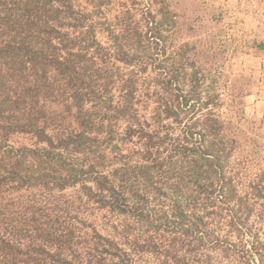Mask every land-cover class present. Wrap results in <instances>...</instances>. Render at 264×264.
<instances>
[{"label": "rangeland", "instance_id": "1", "mask_svg": "<svg viewBox=\"0 0 264 264\" xmlns=\"http://www.w3.org/2000/svg\"><path fill=\"white\" fill-rule=\"evenodd\" d=\"M69 1L78 19L66 24L63 33L91 46L87 55L102 74L97 87L107 79L106 93L115 109L126 96L131 106L126 115L114 111L104 117L107 111L101 112L100 104L86 101L83 110L94 113L98 128L103 123L100 132L90 133L97 139L88 159L97 163L96 172L111 177L116 169H125L139 181L140 167L147 165L154 175L153 190L138 182L130 190L127 178L116 175L120 199L114 204L93 181L82 178L67 185L68 163L89 165L86 154L71 147L64 152L66 164L51 172L47 182L0 191L3 225L26 228L24 237L31 235L34 222L52 226L56 237L72 231L82 256L93 249L101 257L106 239L125 250L136 238L165 242L173 232L142 227L140 212L163 215L175 196L196 191L193 183L191 188L182 185L180 177L189 181L191 167L205 157L214 159L216 171L212 186L203 180L210 188L202 189L200 197V205L209 197L210 210L216 212L205 218L215 233L210 242L236 239L238 232L229 226L235 210L264 240V0ZM47 107L55 118L53 135L79 132L72 100L54 96ZM130 126L133 133L127 131ZM34 143L29 134L8 140L16 149ZM203 169L208 176V165ZM83 182L92 190L83 189ZM103 195L115 208L100 202Z\"/></svg>", "mask_w": 264, "mask_h": 264}, {"label": "trees", "instance_id": "2", "mask_svg": "<svg viewBox=\"0 0 264 264\" xmlns=\"http://www.w3.org/2000/svg\"><path fill=\"white\" fill-rule=\"evenodd\" d=\"M71 11L72 2L69 0H0V191L6 186L20 188L47 182L48 175L60 170L65 163L64 152L73 147L74 152L86 154L84 161L89 165L85 169L83 162L68 163L67 185L73 186L82 178L93 181L95 188L109 195L115 204L120 199L115 188L116 175L127 178L130 190L138 182L146 185V191L153 190L154 175L149 166L144 165L139 170L143 177L140 181L139 178L134 180V175L129 177L125 169H116L110 177L96 172L97 163H90L87 153L97 139L90 137V133L92 130L100 132L103 123L98 128L94 113L83 110L86 101L96 106L100 104V111H107L104 117L114 111L126 115L131 106L130 98L126 96L122 107L115 109L106 93L107 79L100 89L97 87L102 74L100 68H95L96 62L87 55L91 46L88 43L81 45L76 37L63 33L66 24L78 19ZM54 96L70 99L72 106L76 107L80 125L76 135L60 137L52 134L51 124L55 118L47 104ZM127 131L133 133V127H128ZM16 134L31 135L34 147H11L8 140ZM112 135V131H108L106 139L110 140ZM55 140H58L57 144ZM210 160L204 157L202 163L195 161L189 181L180 177L182 185L191 188L193 183L196 191L175 196L168 212L147 214L142 210L144 206L139 208L142 210L139 216L142 227L154 232L161 229L173 232L172 238L165 242L136 238L128 241L127 251L113 240L106 239L101 257L93 254V249L82 256L72 231L56 237L59 234L55 236L52 226L44 228L33 221L29 225L31 235L27 238L22 235L26 228L4 226L0 213V264H264V240L249 228L239 211L235 210L229 221L232 231L238 232L236 239L228 244L218 240L210 242L215 233L205 218L216 212L210 210L213 205L209 197L200 205L202 189L212 186L209 181L216 172L214 159ZM54 163L57 168L53 167ZM206 164L208 176L203 169ZM174 169L175 166L171 170ZM82 186L85 190L93 188L84 182ZM64 187L62 184L61 188ZM228 194H231L230 189ZM107 198L103 195L100 202L112 204ZM4 209L0 205L2 214ZM244 210L249 213L248 208ZM246 234L250 236L248 241H245Z\"/></svg>", "mask_w": 264, "mask_h": 264}]
</instances>
